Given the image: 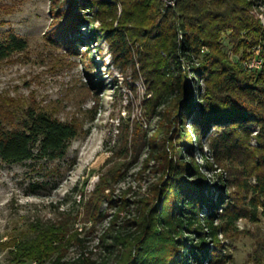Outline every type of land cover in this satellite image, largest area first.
Instances as JSON below:
<instances>
[{
    "label": "trees",
    "instance_id": "1",
    "mask_svg": "<svg viewBox=\"0 0 264 264\" xmlns=\"http://www.w3.org/2000/svg\"><path fill=\"white\" fill-rule=\"evenodd\" d=\"M117 1L122 5L120 27L141 44L140 58L149 81L145 110L154 115L159 108L172 107V125L177 126L176 146L171 145L169 153L167 138H163L162 144H156L153 138L149 154L153 156L160 149L156 158L162 174L152 185L150 197L134 201V212L124 222L125 226L134 227L130 231L115 230L119 212L125 211L129 203L121 198L94 246L102 249V255L93 257L95 253L88 248L92 239L87 235L70 232L69 226L77 215L69 211H62L54 222L32 225L33 239L17 242L15 255L19 262L52 258L51 264H222L224 257L216 249L220 246L218 234H225L229 223H234L240 214L234 210L235 204L226 199L230 197L226 180L219 176L211 185L202 173L212 170V163L201 151V131L209 121L220 126L210 142L216 156L236 152L244 158L253 136L257 144L251 152L258 158L256 168L264 164V25L248 14L253 0H175V7L163 13L159 0ZM109 6L104 0H91L85 5L74 0L63 17L71 11L73 14L75 8L87 10L82 22L90 19L89 33L98 38L94 21L100 19L99 9L110 10ZM91 12L93 15L89 16ZM225 31L229 55L220 42ZM118 38L123 40V33ZM254 45L260 46L261 65L247 69L242 62ZM26 46L24 39L9 32L0 39V61L24 51ZM116 47L120 59L126 54V47ZM199 78L204 82L200 97L192 92L194 87L200 91L196 83ZM8 110L0 111L1 162L47 164L65 158L70 141L77 135L73 124L29 107ZM191 110L197 113L187 133L185 120ZM161 134L159 125L155 137ZM186 141L189 147H185ZM194 151L200 152L202 167L192 159ZM55 165L50 167L51 172H58ZM254 178V185H246V190L254 195L249 204L253 211L260 208L264 216V169L254 173ZM106 186L95 190L87 200L81 195L84 220L95 222L106 217L99 208L102 200L112 208L114 200L104 193L105 188L110 189ZM70 246L76 251L68 258Z\"/></svg>",
    "mask_w": 264,
    "mask_h": 264
},
{
    "label": "rangeland",
    "instance_id": "2",
    "mask_svg": "<svg viewBox=\"0 0 264 264\" xmlns=\"http://www.w3.org/2000/svg\"><path fill=\"white\" fill-rule=\"evenodd\" d=\"M73 1L0 0V39L13 32L27 44L24 51L0 61L1 113L10 107L18 110L29 107L47 112L77 129L65 158L58 163L4 164L0 161V264H51L52 258L19 262L15 247L17 242L33 239L32 225L54 222L62 211L77 215L69 230L81 231L92 239L88 248L97 258L102 252L101 248L94 247L97 238L108 227L121 198L129 203L125 211L119 212L115 230L130 231L134 227L125 226L124 222L134 212V201L150 197L152 185L162 174L156 158L160 149L153 156L149 154L153 138L156 144H162L163 138H167L165 145L169 153L173 149L171 145L176 146L177 126L172 125V107L159 108L154 115L145 110L149 81L140 58L142 48L129 31L120 27V2L104 0L110 10L99 9L100 19H95L93 24L96 38L89 33L90 19L82 22L87 10L75 8L73 14L71 11V15L63 17ZM76 1L80 5L91 2ZM159 1L164 6L162 13L175 7V0ZM248 14L264 25V0H253ZM76 15H79L77 19ZM92 15L91 12L89 16ZM119 33H123V40L118 38ZM226 33L221 35L220 42L229 55ZM122 44L126 54L118 59L116 45ZM259 48L254 45L247 50L243 67L250 69L252 57ZM251 69L256 68L251 66ZM196 83L201 89L194 87L192 92L200 97L204 82L199 78ZM196 113L191 110L186 115L187 133ZM159 125L162 134L155 137ZM220 129L209 121L201 131V151L212 163V170H202V173L211 185L219 176L226 180V189L230 191L226 199L235 204L234 210L240 217L229 223L225 234H218L217 253L224 257L222 264H264V216L260 208L252 210L249 200L254 195L246 190V185L255 184L254 173L263 170L264 164L256 168L258 158L251 152L257 144L253 136L249 138L244 158L236 152L229 156L213 154L210 142ZM189 146L186 141L185 147ZM199 153L194 151L191 157L202 167ZM52 165L58 172L50 171ZM102 177V181L107 179L103 184L110 188H105L104 193H109L114 200L112 208L102 200L99 208L106 217L95 222L84 220L79 203L81 195L87 200L95 190L102 189ZM209 196L206 191L205 197ZM75 249L70 246L68 258L74 256Z\"/></svg>",
    "mask_w": 264,
    "mask_h": 264
},
{
    "label": "built area",
    "instance_id": "3",
    "mask_svg": "<svg viewBox=\"0 0 264 264\" xmlns=\"http://www.w3.org/2000/svg\"><path fill=\"white\" fill-rule=\"evenodd\" d=\"M258 55H259V50H258L257 55H254V56L252 57V61H251V63H250V69H251V66H255L256 69L260 67V65H261V60L258 58Z\"/></svg>",
    "mask_w": 264,
    "mask_h": 264
}]
</instances>
